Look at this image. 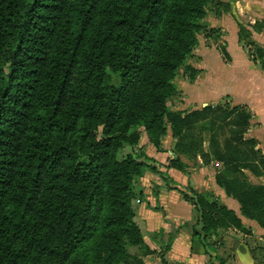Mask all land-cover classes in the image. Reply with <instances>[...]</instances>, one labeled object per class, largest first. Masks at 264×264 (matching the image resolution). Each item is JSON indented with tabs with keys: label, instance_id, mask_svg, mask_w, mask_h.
Returning a JSON list of instances; mask_svg holds the SVG:
<instances>
[{
	"label": "trees",
	"instance_id": "obj_1",
	"mask_svg": "<svg viewBox=\"0 0 264 264\" xmlns=\"http://www.w3.org/2000/svg\"><path fill=\"white\" fill-rule=\"evenodd\" d=\"M214 1L0 0V264H127L126 248L143 245L132 181L166 175L147 156L120 153L136 146L139 127L160 149L173 76ZM250 37L240 29L262 59ZM226 106L168 116L169 167L184 172L179 155L221 164L217 185L264 228V187L245 175L263 176L264 158L245 138L248 112ZM180 194L207 248L219 230L249 234L213 196Z\"/></svg>",
	"mask_w": 264,
	"mask_h": 264
},
{
	"label": "crops",
	"instance_id": "obj_2",
	"mask_svg": "<svg viewBox=\"0 0 264 264\" xmlns=\"http://www.w3.org/2000/svg\"><path fill=\"white\" fill-rule=\"evenodd\" d=\"M218 1L223 7L215 8L205 22L216 31V39L220 36V42L202 53L198 80L187 93L194 107L189 105L187 110H200L224 102L231 107L245 108L251 117L245 138L257 143L256 149L264 158V57L250 55L239 40V31L243 28L250 34L251 42L264 52V0ZM221 48L227 52L228 61ZM167 149L158 153L149 145L146 156L167 166L172 155L171 148ZM182 160L188 173L168 170L166 186L151 173L141 179L148 195L138 205L135 222L142 232L143 246L151 254L139 260L143 264H162L163 260L166 264H264V228L242 217L237 200L228 197L217 185L216 176L222 165H205L200 157L195 162ZM245 175L249 185L264 187V175L255 176L250 171H245ZM150 181H155L157 186L150 185ZM186 187L204 197L216 198L240 219L249 234L235 229L219 230L217 237L206 240L208 246L213 245L207 248L200 237L194 236L201 232V218L180 194ZM170 238V248L165 252Z\"/></svg>",
	"mask_w": 264,
	"mask_h": 264
},
{
	"label": "rangeland",
	"instance_id": "obj_3",
	"mask_svg": "<svg viewBox=\"0 0 264 264\" xmlns=\"http://www.w3.org/2000/svg\"><path fill=\"white\" fill-rule=\"evenodd\" d=\"M223 1V0H221ZM207 10H206V16L205 18L200 22V24L198 25V31L197 34L195 35L194 39H195V45L192 48V52L190 54V56L185 58V62L182 63L179 67L178 70L175 72V75L173 76L174 79L171 83L172 85V89H170V95H169V99H167L165 101L164 104V111H163V117H164V130L165 135L163 138L160 139V149L157 150L158 153H162L164 152V150H168L167 148H171V150H169V153L171 152L172 155L171 157L168 159V165L165 166L163 164H159V163H154V165L156 166V169L158 172H161L162 174L166 175L165 173H167L168 170L172 169L169 167L170 165V161H172V159L174 158V146L176 143V140L173 138L172 136V131H171V126L169 125L168 122V116L170 114L172 115H180V117H183L184 115L190 114L193 111L196 110H187V108H189V105L192 104V98H189V96L187 95V93L189 92V89H191L195 84V82L198 80L197 79V74L199 73V66L202 60V53L206 50L211 48V46L213 44H215L216 42H220L219 37L216 39V31L215 30H211L209 28V24L206 23L205 21L207 20V17H210L211 14H214V10L215 8H222L223 4L220 3V1L215 0L212 3H209L206 5ZM160 30V26L156 27V32L158 33ZM159 33L156 35L158 36ZM155 41V39H154ZM157 42V41H156ZM197 72V74H195ZM186 92V94H185ZM194 97L196 98V96L194 95ZM193 97V99H194ZM191 103V104H190ZM227 102H224L222 104H219L218 106H221L223 108H227ZM194 107L191 105V108ZM135 132L138 134L139 136V140L136 144L135 147L133 148H129V147H125L124 149L121 150L120 153V157H124L127 154H133V155H138V156H146V149L147 147L153 146L150 143L149 137L145 131V129L143 127H139L137 129H135ZM227 134V133H225ZM169 137V139L167 138ZM154 147V146H153ZM155 148V147H154ZM182 158H185L189 161H196L198 159L197 158H187V156H182L179 155V159L181 161V163L184 165L185 169H184V173H188L187 172V166L185 165V163L183 162ZM210 165V164H209ZM147 173H151L152 175L156 176V178H160V180L163 182L162 184H165L169 181L168 176L166 175V178H161L157 172L153 173V172H147ZM146 174V173H145ZM144 174V175H145ZM143 177L140 178H135L132 181V198L130 200V205L132 210L134 211V215L135 218L137 217V213H138V205L140 204V201L142 199L146 198V194L145 193V189L144 186L141 182V179ZM156 180V179H154ZM159 183V181H158ZM169 183V182H168ZM157 183L155 181H150V185H156ZM151 188V187H150ZM192 190V188L186 187V191L188 190ZM195 192V191H194ZM135 218H134V222H135ZM135 224L137 225V223L135 222ZM137 227L139 228V226L137 225ZM140 230V228H139ZM141 232V230H140ZM142 235V232H141ZM143 238V235H142ZM144 241V240H143ZM127 254L130 257V259L127 261V264H131L129 263L131 261V259H140V257H146L148 255L151 254V251L148 250V248H146L145 246H133L130 247L128 246L126 248Z\"/></svg>",
	"mask_w": 264,
	"mask_h": 264
}]
</instances>
